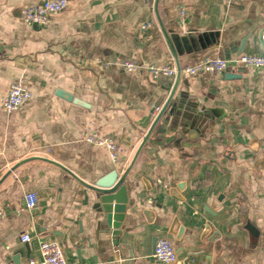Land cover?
I'll return each instance as SVG.
<instances>
[{
	"label": "crops",
	"instance_id": "crops-1",
	"mask_svg": "<svg viewBox=\"0 0 264 264\" xmlns=\"http://www.w3.org/2000/svg\"><path fill=\"white\" fill-rule=\"evenodd\" d=\"M43 1L0 0V264L40 259L42 240L58 242L69 264H162L154 257L161 238L173 241L175 264H264V70L230 64L241 74L233 80L182 74L178 92L211 119L203 137L176 145L171 102L124 182L128 205L116 236L98 193L55 163L89 185L113 171L123 176L176 76L101 63L175 59L156 0H69L47 26L27 25L22 8ZM158 9L182 69L264 54V0H159ZM203 37L209 44L199 49ZM15 83L33 97L7 114L2 102ZM89 123L117 144L118 163L83 140ZM29 191L39 196L34 210L25 205Z\"/></svg>",
	"mask_w": 264,
	"mask_h": 264
},
{
	"label": "built area",
	"instance_id": "built-area-1",
	"mask_svg": "<svg viewBox=\"0 0 264 264\" xmlns=\"http://www.w3.org/2000/svg\"><path fill=\"white\" fill-rule=\"evenodd\" d=\"M238 0H228L234 3ZM69 7V0H45L37 4H29L22 8L20 17L29 26L45 27L52 17L64 12ZM187 13L184 7L179 9L178 18L184 21ZM152 24L142 25L145 30ZM261 42L264 46V28L262 30ZM230 64L237 67H245L248 69L264 70V54L263 55H241L232 60H226L220 57L207 58L195 65L187 66L182 69V74L196 76L199 74H213L222 76L230 68ZM104 68L118 67L127 72H140L143 69L148 70L154 79H170L177 76V67L175 64L156 65L150 64L146 67L133 60L118 59L114 62H102ZM33 97L32 92L22 83L12 84L8 94L2 102V108L7 114L21 109ZM83 140L89 144H94L106 148L116 164L119 161V147L109 137L100 135L94 127L93 123H89L83 132ZM25 205L28 210H34L39 204V196L34 191L25 194ZM3 213L0 212V217ZM22 243H29L31 236L25 233L20 237ZM154 257L162 264H175L178 256L174 243L169 238H161L155 246ZM29 264H69L65 257L63 247L53 240H42L40 242V259H31Z\"/></svg>",
	"mask_w": 264,
	"mask_h": 264
},
{
	"label": "water",
	"instance_id": "water-1",
	"mask_svg": "<svg viewBox=\"0 0 264 264\" xmlns=\"http://www.w3.org/2000/svg\"><path fill=\"white\" fill-rule=\"evenodd\" d=\"M158 2L159 0L155 1L156 18L160 26V29L173 53L175 64L177 67V76H176L175 85L173 86L171 90V93L169 95V98L167 99V102L165 103L163 108L158 113V116L156 117V120L153 123L151 129L148 131V133L144 137L143 142L139 150L137 151V154L132 164L130 165L128 170L125 172V174L121 177L119 176L117 171H113L111 174H109L108 176L98 181L95 185H89L86 182L82 181L80 178H78L74 173H72L70 170H68L64 166L58 163H55L61 166L66 172H68L70 175L78 179L84 185L94 189L98 193L99 197L96 203L101 205L105 213H107L109 224H111L113 228L115 229L116 236H118L120 233V228L124 220L125 212H126L127 205H128L127 188L124 182L131 168L137 161V158L139 154L141 153V150L143 149V147L149 140V137L151 136L152 132L154 131L155 127L157 126V124L159 123V121L161 120L165 112L168 110L171 102L175 99L171 109L168 112V117L166 121L167 123L170 122V125H171L170 134L178 137V139L175 140L176 145L182 144L184 141V138L194 141V140H197L203 137L201 136V131H200L201 127L202 125H205V123H207L208 120L211 119L210 115L206 113L203 109H198V107L197 108L194 107L196 105L192 106L193 104L192 105L188 104L186 101V96L183 92H178V88L182 80V67L179 61L178 49L175 44V41L167 32L163 24V21L160 17L159 9H158ZM181 42L185 44V39H181ZM198 43H199V49L201 48L205 49L206 46L209 44V38L208 37L200 38L198 40ZM240 77H241V74L237 75L233 73V71L230 68H228L225 74V78L227 80H233V79H237ZM160 104H158L156 108H158ZM249 229L253 230L251 227H249ZM182 232H183V229L181 228L178 233L179 237ZM14 264H18V263L15 261Z\"/></svg>",
	"mask_w": 264,
	"mask_h": 264
}]
</instances>
